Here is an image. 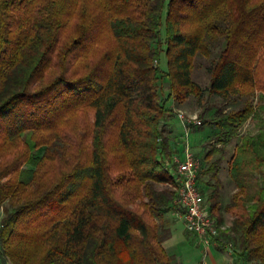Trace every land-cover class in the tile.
<instances>
[{
  "label": "trees",
  "instance_id": "16d2710c",
  "mask_svg": "<svg viewBox=\"0 0 264 264\" xmlns=\"http://www.w3.org/2000/svg\"><path fill=\"white\" fill-rule=\"evenodd\" d=\"M203 60L209 94L240 102L197 126L213 127L221 145L198 173L199 184L216 179L205 199L220 227L226 145L262 118L231 159L234 219L215 241L230 237L241 259L264 264V0H0L1 256L178 264L164 246L180 154L167 103L200 97L193 74Z\"/></svg>",
  "mask_w": 264,
  "mask_h": 264
},
{
  "label": "rangeland",
  "instance_id": "374dc122",
  "mask_svg": "<svg viewBox=\"0 0 264 264\" xmlns=\"http://www.w3.org/2000/svg\"><path fill=\"white\" fill-rule=\"evenodd\" d=\"M164 26L162 27V33L164 32ZM205 60L202 61V63H199L193 74V80L198 85V87L201 89L200 97L194 93L191 96H189L186 100L182 102H178L176 100H169L168 106L170 109H172L173 116L168 118L166 121L172 124V127L175 129V131L180 132L178 134V142L179 146H181L182 149H184V142L187 140L190 143L191 151L198 156L201 159V170L207 169L211 162L215 161L220 157L219 154H213L211 156V159H206L205 155L213 148L217 147L220 148L221 145L216 143L213 139V127L207 126L201 130L197 128L198 124L191 123L189 126V137L186 138L185 136V129L183 126V123L179 117L178 114H182L187 119H193L197 117V120L204 121V119H210L214 117V113L216 108H223L225 110H229L231 108L237 107L240 102L238 103H229L224 104L223 100L220 97H217L215 95H210L208 91V86L210 84V76L207 72L206 66H205ZM160 66L163 70H167V58L165 51H162L160 54ZM162 83H164V94L167 92L168 86L166 85L168 82V77L163 76ZM200 91V90H199ZM198 91V92H199ZM258 96L255 97V103L261 102L258 101ZM92 114V113H91ZM91 114L89 113L87 116H83L86 120H89L91 117ZM193 121V120H192ZM262 118L258 116H251L239 129V134L234 137L227 145H226V152L225 157L221 166V170L219 172L218 177L222 181V188L220 190V197H221V209H223V223L221 228H228L232 225L234 215L231 212L225 211V207L231 202L234 194L236 191H238V187L236 185V182L231 178L229 173V165L231 162V159L233 157V154L236 150V147L241 143L242 138L248 134H257L259 130L261 129ZM170 126H166V130L169 131ZM172 128V129H173ZM171 131H174L172 130ZM170 131V132H171ZM172 136V135H171ZM176 135L173 134L172 138L174 137V143L173 149L174 151H179L176 144L177 141H175ZM183 143L182 145L180 144ZM43 150L37 151L36 154H41ZM216 179H212L210 175H203L200 187L202 192L204 193L205 197L210 193L212 190V183L215 182ZM158 220H160L158 218ZM165 226H168L169 224H172V236L169 240H167L164 243V246L168 253L172 256V254H182L184 253L185 249L188 248L189 242L194 243L197 241V236H194L186 231L183 221L176 216L175 212H172L170 214H167L165 218ZM189 241V242H188ZM223 241L225 243H228L232 250L235 252V248L233 247L234 243L230 239V237H223ZM176 260L174 256H172ZM7 261H9L10 264H13V262L6 258ZM177 261V260H176ZM178 264L180 262L177 261ZM250 264H260L259 260H252L250 261Z\"/></svg>",
  "mask_w": 264,
  "mask_h": 264
},
{
  "label": "built area",
  "instance_id": "2783aa9c",
  "mask_svg": "<svg viewBox=\"0 0 264 264\" xmlns=\"http://www.w3.org/2000/svg\"><path fill=\"white\" fill-rule=\"evenodd\" d=\"M178 115L185 129L184 137L188 138V125L200 124V121L197 117L190 120L182 114ZM184 143L183 155L174 154L172 157L177 180L175 214L183 221L186 231L196 235L204 247H209L215 242V237L219 235L221 227L216 218L211 215L198 182L201 159L191 151L187 140Z\"/></svg>",
  "mask_w": 264,
  "mask_h": 264
},
{
  "label": "crops",
  "instance_id": "0c3cea01",
  "mask_svg": "<svg viewBox=\"0 0 264 264\" xmlns=\"http://www.w3.org/2000/svg\"><path fill=\"white\" fill-rule=\"evenodd\" d=\"M168 126H170L169 131H171L172 124L167 122ZM170 134L173 136L175 134L176 136V144L177 147L179 146L178 142V134L180 132L175 131L173 128ZM171 136V144L174 143V137ZM175 144V143H174ZM182 145L183 143L180 142ZM190 144V143H189ZM173 146V145H172ZM179 155H183V149L181 146L178 147ZM2 213V209L0 210V214ZM193 237L196 236L192 234ZM171 238V237H170ZM169 238V239H170ZM168 239V240H169ZM222 241V240H221ZM189 242V241H188ZM221 244H224L225 246H221L218 241L213 242L209 247H204V245L199 241L197 238V241L194 243H190L187 249H185L184 253L182 254H172L176 258L180 264H250V262H245L243 259L237 255L236 251L234 252L230 245L228 243H225V241H222ZM0 264H10L9 261H7L6 258H3L1 256V248H0Z\"/></svg>",
  "mask_w": 264,
  "mask_h": 264
}]
</instances>
